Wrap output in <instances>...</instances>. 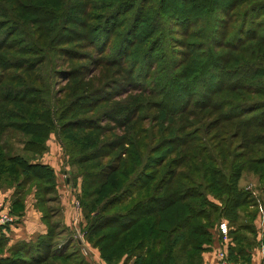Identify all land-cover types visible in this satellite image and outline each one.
<instances>
[{
  "label": "trees",
  "instance_id": "16d2710c",
  "mask_svg": "<svg viewBox=\"0 0 264 264\" xmlns=\"http://www.w3.org/2000/svg\"><path fill=\"white\" fill-rule=\"evenodd\" d=\"M91 1L0 0L2 40L14 37L18 51L33 55L25 62L38 57L43 37L45 49L81 60L54 68L71 85L57 107L35 109L28 95L0 97L11 102V107H0V136L7 129L18 131L24 136L22 149L40 154L54 129L63 149L76 151L75 156L68 152L72 162L99 158L90 163L96 165L93 169L81 168L88 181H82L77 202L83 236L98 245L107 263L122 255L117 264H202L212 226L224 218L232 241L228 255L236 264H245L248 249L259 241L264 244V216L257 241L253 220L258 204L238 183L246 169L261 181L264 192V0ZM241 48L245 58L237 56ZM0 63H6L4 54ZM101 65L118 67L119 78L80 83L83 68L90 74ZM210 78L217 81L213 91L187 95L197 81ZM116 84H122V90L114 95L130 88L154 95V112L139 118L152 121L150 130L126 118L143 105L141 99L139 106L136 101L119 115L122 121L115 118L121 127H139L135 136L100 138L109 128H100L95 115L87 112L101 108ZM242 89L246 97H240ZM222 90L233 96H216ZM73 91L78 94L73 96ZM86 94L89 100L77 101ZM172 107L174 114L169 113ZM162 111L173 120L167 126L172 132L156 135ZM6 150L0 141V184L12 186L10 211L20 214L29 184H34L40 210L55 191L51 166ZM41 218L46 230L33 240L10 244L12 253L0 256V264H89L68 248L77 245L75 240L57 247L50 214L41 209ZM6 243L0 231V248Z\"/></svg>",
  "mask_w": 264,
  "mask_h": 264
},
{
  "label": "rangeland",
  "instance_id": "374dc122",
  "mask_svg": "<svg viewBox=\"0 0 264 264\" xmlns=\"http://www.w3.org/2000/svg\"><path fill=\"white\" fill-rule=\"evenodd\" d=\"M106 2L113 3L114 0H108ZM90 22H93V21H90ZM40 26L43 27L45 25L41 23ZM2 28L0 29V31L2 30ZM78 30H81V29H78ZM3 36L4 35H2L1 33L0 40H2ZM10 38L12 40L7 38L6 40L3 39L2 40L3 42H0L2 44L1 46H3V47H0V54H4L6 57V63H0L1 64L0 65V76H1L0 78L1 80L0 81V97L14 96V97L19 98L24 95H28L35 101V103L32 106L35 109H40L46 106L47 107L59 106L60 103L66 99L67 93L71 89V85L69 81L70 79H67V80L63 79L62 75L60 73H57L54 70V68L55 67H57V69L66 68L71 65L77 64L78 62H81V60L76 59V58L65 59L63 53H59L53 50L50 51L49 48L45 49L46 47L43 46L45 37H43L41 41L39 42L40 51L36 53L38 57L35 60H33L32 63L31 62L27 63L24 61L25 58H27V56H33V55L30 53H27L25 49H21V51H18L17 47H15L14 45L15 44V42L13 41L15 40L13 39L14 37H10ZM249 42L253 43L254 41H249ZM24 44L25 43L23 42H19L18 46H25ZM52 44H53L52 46H54V42H52ZM28 46L32 48L34 45L30 44ZM244 49L245 48H241L238 51L237 53L238 57L245 58L242 56ZM45 54H48V58L51 57L53 59L52 62L49 63L46 61L47 57ZM233 54L235 55V51H233ZM38 58H43V59L42 61H39L38 63H36ZM125 63H128V62H125ZM26 64H31V65H26ZM33 64H36V65L33 66ZM246 66H249V65H246ZM115 70H118V67L114 65H111V66L101 65L94 71V73L91 72L89 74V72L86 71L85 68H83V72L85 73L81 77L82 80H80V83L85 81L86 83L90 82V84L96 85V84H101L102 81L105 79H111L113 77L119 78V75H116ZM13 78L16 79V82L12 81ZM120 81L121 80H118V82ZM216 83L217 81H214L211 78L199 80L195 83V86L193 87L194 89H192L191 92H187V95H190L192 92H199V91H203V94H204V93H207V89H209L210 91H213L216 88L215 87ZM113 86L114 87H112L110 90L107 91L110 94V99H108L107 101H101L102 102L100 103L101 108L97 107L96 109H93L87 112V114L89 115H92V116L95 115L94 123L99 125L100 128H103V129L109 128V130L105 131L104 135H102L100 138L107 137V139L110 140L111 138L115 136H119L120 134H126L130 138L135 136V133L137 132L139 127H131L129 125H126L125 127H121V124L118 125V123L115 121V118L119 117V115H122L126 108L128 109L133 104L136 105V101L138 102L137 104L139 106L140 105L139 102L141 99H143V105L138 107L135 113H132V114H135L136 117L134 119H131L130 116L132 114H129L127 115L126 118H129L128 120L130 121L136 120L138 122L136 123V121H134L136 125L142 126L143 128H145V130H150L152 121L148 119L144 122H139V118H141L143 115L150 116L154 112V108L150 106V100L154 98V95L150 94L149 91H146L143 89H131V88L123 93L114 95L118 92H121L122 84H119V85L116 84ZM65 88L67 90L64 93L61 92ZM70 94H72L73 96H76L78 94V91L76 92L73 91V93H70ZM225 94H226L225 90H222L216 96H223V97L233 96L232 93H230V95H225ZM247 95L248 93L246 92V89H242V91L240 92V97H246ZM9 98H12V97H9ZM77 99H78L77 101L83 102L84 100H87L88 97H87V94L78 95ZM0 107L4 109L11 107V102L0 100ZM168 109H169L170 114H174L177 112V110H175L173 107L168 108ZM119 118L122 121L124 117H119ZM3 119L4 117H1V114H0V121ZM262 119H264V116H262ZM172 121L173 120L170 117V115H168L167 113V115L164 116V113L162 111L161 119L159 120V125L161 129L159 130L156 129L157 130L156 135H161V134L172 132L171 129L167 131V126ZM173 124H177V122L174 121ZM4 132L5 133L2 132L0 136V141L3 144V146L7 149L6 150L7 153L22 155L26 157L29 161H39L42 163H47L50 166H52L51 168L53 170V173L56 175L55 183H57V187L55 189L57 190L59 189L58 194L56 195L54 193L55 196L54 194L50 195V199L52 198L51 200L52 202L48 201L47 203H43L41 205L42 207H40V210H39L40 214H41V209H42V212L45 213L47 216L50 214L51 210L54 213L55 212L57 213L58 210L60 211L58 201H57L59 196H62V197L64 196L68 199H72L73 196H75L77 199V195L79 194L82 181L83 180L84 182L88 181L87 178L85 179V177L82 176L80 172L81 168L83 167L86 170L90 168L93 169V167H95L96 165L95 164L90 165V163L98 161L99 158H93L91 160H95V161L84 162L83 164L72 162L70 159L71 158L70 154L72 153V155L75 156L76 151H74L72 147H68V151L63 149L56 135V131L54 129L50 130L47 137L44 139L45 149L40 154H35L30 151H24L22 149V141L24 140V136L18 131L7 129ZM81 132H92V134H96L97 130L96 129H92V130L81 129ZM170 145H173V144L171 143ZM123 146L128 147L127 142H124ZM70 150L72 151L69 154L68 152ZM239 182L241 186H243L247 191H249L253 195L254 200H256V203L258 204L257 205L258 207H256V211L259 212V208L263 209L262 206L264 204V192L261 191L259 188L261 181L257 180L256 175L244 169L241 171V178ZM1 185L4 186V184H1ZM26 187H28V189H26L25 192L26 191L28 192L30 190H33V188H35L34 184H29ZM10 188H11V194H12V186H10ZM27 197L28 196H26L27 201L28 199L30 200L31 197L30 196L28 198ZM208 197L209 199L218 203V201L214 199L213 197H211V195H208ZM34 204H35V201H34ZM67 205L69 207V202L67 203ZM114 209H119V207L118 206L114 207ZM114 209H111V210H114ZM70 210H72L74 214L76 213V208L74 206L73 199L70 202ZM90 213H88V215ZM80 218H81V215H80ZM214 226L212 227L214 228ZM54 231L57 232L55 235L56 237L55 241L56 243H60V245L57 246L59 248L62 246V243L67 242L66 240L68 239L69 236L74 238L72 236V233H74V229L71 233L70 232L71 230L68 229L61 222L57 221L56 223L55 221ZM20 240L21 239H17L14 242H18ZM85 240L90 247L92 244L91 240H87V239ZM14 242L6 243L4 246H2L0 248V256H8L9 254H11L12 253V251L10 250L11 248H9L8 246ZM97 246L95 245L94 247L97 248ZM68 248L75 252V256L76 255L81 256V257L83 256L85 257V260L88 262V256H90L89 251H86V253H84L83 250L80 248V245L74 246V244H71L70 246H68ZM121 256L116 258V260L114 259L115 261L113 260L111 264L119 263V260L122 259ZM90 262L88 263L90 264Z\"/></svg>",
  "mask_w": 264,
  "mask_h": 264
},
{
  "label": "crops",
  "instance_id": "0c3cea01",
  "mask_svg": "<svg viewBox=\"0 0 264 264\" xmlns=\"http://www.w3.org/2000/svg\"><path fill=\"white\" fill-rule=\"evenodd\" d=\"M45 162V161H43ZM52 167V166H51ZM65 172V171H64ZM55 175V174H54ZM55 177V182H56V175ZM241 178V177H240ZM239 178V181H240ZM238 181V183H240ZM57 187V183H55V188ZM59 190V189H58ZM58 190L55 189L53 193H50L47 195V200L45 201L46 203L48 201L52 202V198L50 199V195L52 194H58ZM54 194V196H55ZM26 196H30V200L26 199ZM27 197V198H28ZM74 202V206L76 208V213L72 212L70 210V202ZM72 199H68L66 197L59 196L57 201L59 205L60 211L57 213L50 211V220L53 222L55 225V221L57 223L61 222L63 225H65L68 229H70L71 233L74 229V233H72V238L71 236L68 237V240H75L76 244L82 249L84 246L88 249L90 256H88V262L90 264H94V260L96 258H99V252L97 248L94 246H90L87 244L83 232L80 229L82 225L84 224V218L80 212V208L77 202V199L75 196H73ZM10 200H11V188L10 186H3L0 184V202H4L9 210H10ZM69 202V207L67 203ZM72 209V208H71ZM261 210V211H260ZM259 212L257 211L253 223L256 228V240L258 241L259 238L261 237V231L263 229V216L264 212L263 209L260 208ZM12 213V212H11ZM53 213V214H52ZM13 216L15 217V221L6 227H3L1 231L6 235L7 237V243L14 242L17 239H23V240H33L36 238V236L39 233H43L46 230V224L41 218L40 211L36 208L34 204V196H33V190L28 191L24 198H23V205L20 210V214H14L12 213ZM79 214V216H78ZM81 215V218H80ZM263 215V216H262ZM262 216V217H261ZM75 225V226H74ZM56 238V237H55ZM71 241V242H72ZM222 236L217 233L215 229L212 231V238L211 241L207 244V247L205 250L201 252L202 256V264H217V260L214 255V250L215 248L222 243ZM232 244V241L229 238L228 245ZM60 243H57V246H59ZM261 247L264 248V244L259 241L255 245H253L251 248L248 249V259L245 264H260L262 256H264V251H261ZM85 259V257H84ZM124 264H129V262H126ZM238 264V262H237Z\"/></svg>",
  "mask_w": 264,
  "mask_h": 264
},
{
  "label": "built area",
  "instance_id": "2783aa9c",
  "mask_svg": "<svg viewBox=\"0 0 264 264\" xmlns=\"http://www.w3.org/2000/svg\"><path fill=\"white\" fill-rule=\"evenodd\" d=\"M14 221H15V217L9 210L8 206L4 202H0V231L4 225H9ZM213 229H215L217 233L222 236V240H223L222 243L218 245L214 250V255L217 260V264H236L228 255L227 244L229 242V236L227 234L228 225L226 220L224 218L218 220ZM82 250L84 253H86L88 249L84 246ZM261 251L262 252L264 251L263 247H261ZM94 264H109V263H107L105 260L99 257L94 260ZM260 264H264V256H262Z\"/></svg>",
  "mask_w": 264,
  "mask_h": 264
}]
</instances>
